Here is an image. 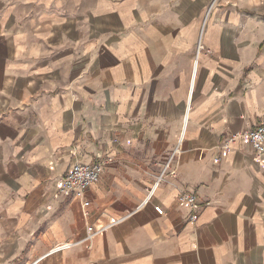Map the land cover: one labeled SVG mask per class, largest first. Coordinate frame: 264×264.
Wrapping results in <instances>:
<instances>
[{
    "label": "crops",
    "instance_id": "0c3cea01",
    "mask_svg": "<svg viewBox=\"0 0 264 264\" xmlns=\"http://www.w3.org/2000/svg\"><path fill=\"white\" fill-rule=\"evenodd\" d=\"M261 122L264 0H0V264H264Z\"/></svg>",
    "mask_w": 264,
    "mask_h": 264
},
{
    "label": "built area",
    "instance_id": "2783aa9c",
    "mask_svg": "<svg viewBox=\"0 0 264 264\" xmlns=\"http://www.w3.org/2000/svg\"><path fill=\"white\" fill-rule=\"evenodd\" d=\"M201 49V44L199 45ZM240 140L242 145L245 147H249L253 149L255 155L258 158L264 157V122L259 123L256 125L255 128L244 131L242 133H237L232 135L227 142L223 145V150L228 152L231 150V143ZM219 159H215V163H219ZM170 168V164H167L165 170ZM104 170L103 163H94V164H75L71 166L65 175L62 177L59 188L62 194L67 197H77L83 198L85 195L86 190L93 184L98 183L100 181L102 172ZM163 178V175L160 176L159 181ZM158 183L155 187L158 186ZM155 189L149 194L148 198L146 199L145 203H147L153 196ZM178 203L183 208H188L191 210V221H197L199 217V210L200 204L198 202V197L193 192H185L182 191L178 197ZM89 202H85L84 206H89ZM155 210L158 214L163 215L164 210L162 207H155ZM109 226L100 227L98 229L90 228L88 235L85 239L81 241L75 242H66L62 244H58L53 247L47 256L55 255L59 253H63L65 251L70 250L71 248L91 242L93 238L104 231H106ZM35 264V263H33Z\"/></svg>",
    "mask_w": 264,
    "mask_h": 264
}]
</instances>
